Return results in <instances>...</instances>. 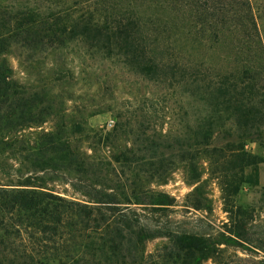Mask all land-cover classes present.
Segmentation results:
<instances>
[{"label":"trees","instance_id":"trees-1","mask_svg":"<svg viewBox=\"0 0 264 264\" xmlns=\"http://www.w3.org/2000/svg\"><path fill=\"white\" fill-rule=\"evenodd\" d=\"M41 52L66 98L53 80L16 79L9 57L29 69ZM97 59L165 85L175 111L115 103L90 111L110 110V127L65 120L73 62ZM248 143L264 150V42L251 0H0V264H264L250 256L264 253V186L257 201H237L260 184L264 154ZM179 167L192 189L176 219L175 198L153 185Z\"/></svg>","mask_w":264,"mask_h":264},{"label":"rangeland","instance_id":"rangeland-1","mask_svg":"<svg viewBox=\"0 0 264 264\" xmlns=\"http://www.w3.org/2000/svg\"><path fill=\"white\" fill-rule=\"evenodd\" d=\"M251 1L264 42V0ZM52 57L53 55H48L47 57V52L39 53V60L33 62L29 69L23 68L16 56L11 55L9 58L14 68V75L16 79L23 83L32 85L38 84L41 86L44 83H48L53 80L52 77L54 75L51 73V69L49 70L51 67L50 59H52ZM98 59L97 61L88 60L87 63L79 62L78 60L73 62L76 66H74L76 79L71 87L74 100L67 102L68 108L66 112L65 99V120L67 114L69 118L73 119H81L84 117L88 125L95 128H102L104 126L110 127V123L114 118L110 110L104 109L94 114H90V111L96 105L104 107L112 105L111 107L113 108L115 107V103L122 104L125 109L137 106H150L149 110L156 113V115H160L163 111H167L169 107H172V110L175 111L177 107L175 96L170 97L167 94V89L164 88L165 85H152L150 81L145 80V78L143 79L140 74H136L134 71H131L121 62H102V59ZM56 60L63 63L66 67V51L62 54H58ZM53 84L55 85L54 89L60 93L61 96L66 98V80L57 81L54 78ZM156 97H158V99H156ZM136 100L137 102H135ZM51 126L52 122L48 120L39 128L50 129ZM247 147L260 155L264 154V150L256 143H248ZM203 178L207 179L206 185L213 202V215L218 221L224 220L226 218V213L222 209L223 203L221 199V191L216 183V180L210 178L207 173L203 175ZM49 186L54 187L56 192H60L67 196L83 198L80 194L74 192L64 183H50ZM153 186L158 190L168 192L175 198V205L170 208L174 210V212L170 213V216L176 219L182 218L186 213L184 206L185 195L192 189V186L185 180L182 167L177 168L166 183ZM263 186L264 162L260 164V184L257 187L247 188L240 191L237 196V201L242 205L257 201L260 198V189ZM259 217L264 219V211H260ZM159 241L160 239L158 238L148 241L146 244L147 251H151L156 244L159 243ZM226 250L228 254L238 252L239 254L244 255L243 252L236 250L233 247H228ZM250 256H255L260 259L264 258V253H251ZM205 264L213 263L209 260Z\"/></svg>","mask_w":264,"mask_h":264}]
</instances>
